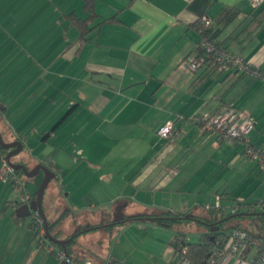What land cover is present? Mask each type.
<instances>
[{
	"label": "crops",
	"instance_id": "1",
	"mask_svg": "<svg viewBox=\"0 0 264 264\" xmlns=\"http://www.w3.org/2000/svg\"><path fill=\"white\" fill-rule=\"evenodd\" d=\"M93 9L81 42L69 17L88 16L84 0H0V134L22 143L12 162L55 174L42 198L50 234L73 236L66 253L90 264H172L176 233L197 243L206 232L198 218L229 219L224 232L237 227L264 241L263 216L247 208L264 196V172L241 141L217 140L196 120L232 105L253 118L249 140L264 147V80L191 86L195 75L181 66L196 54V23L206 15L221 43L264 72V3L252 11L249 0H96ZM254 15L259 24L246 32ZM168 120L175 131L160 139ZM41 173H19L31 201ZM20 190L0 181V243L10 235L26 244L25 263L61 264L31 219L16 214ZM168 211L181 220H153ZM255 254L220 264H250Z\"/></svg>",
	"mask_w": 264,
	"mask_h": 264
},
{
	"label": "built area",
	"instance_id": "2",
	"mask_svg": "<svg viewBox=\"0 0 264 264\" xmlns=\"http://www.w3.org/2000/svg\"><path fill=\"white\" fill-rule=\"evenodd\" d=\"M263 1L264 0H249V5L251 8H256ZM201 20L203 22L202 28L206 31L210 27L211 21L206 17H203ZM199 44L205 51V56L215 51L216 47H214V42L210 41L207 36H203ZM215 54L214 60H217L220 65L223 63H231L237 67L238 72H244L251 77L264 80V72H261L256 67H252L241 58L221 50L217 51ZM202 61V58L195 60L189 57L181 62V66L194 72L201 65ZM199 119L204 123L201 126L202 130L210 132L216 138L241 141L243 143L244 156L249 160L255 161L264 172V147L254 145L250 142L249 133L253 129L255 121L246 111L227 105L211 115L202 113ZM174 131L173 121L168 120L158 128L156 134L162 139H167L172 136ZM0 181L18 186L21 189L19 204H28L31 201L30 194L22 185L21 180L5 156H0ZM214 208H219V197H216ZM247 208L249 211L260 212L264 219V196L249 204ZM31 216L36 227L37 238L44 239L45 230L42 220L37 214ZM224 237L225 244L223 248H211L205 264H220L228 255L239 257V255L247 249H252L256 252L250 264H264V241L259 237L248 233L244 229H232L226 233ZM51 250H54L53 246H51ZM56 255L63 263L90 264L88 261L74 263L69 257L65 256L63 251H57ZM105 264L121 263L118 261H108ZM181 264H187V262L183 261Z\"/></svg>",
	"mask_w": 264,
	"mask_h": 264
},
{
	"label": "trees",
	"instance_id": "3",
	"mask_svg": "<svg viewBox=\"0 0 264 264\" xmlns=\"http://www.w3.org/2000/svg\"><path fill=\"white\" fill-rule=\"evenodd\" d=\"M95 1L96 0H84V9L88 12V16L85 19L69 17V18H71L72 23L76 26L77 30L79 31V40L81 42L85 41V37L87 36V34L90 31V28L88 26L89 21L97 18V15L93 9ZM263 3H264V1L259 6H257L256 8H252L251 10L252 11L257 10ZM203 17H206L211 21V25L206 31H204L202 28L203 22L201 19ZM253 17L254 18H253V21L250 23V26L246 27V29H245L246 32H251L259 24L260 19L256 20L255 15ZM111 20L112 19H108L106 21H111ZM196 25L198 27V31L200 34V41H201L203 36H207V38L210 41L214 42V47H216V48H215L214 52H211L210 54H208V56H205V51L200 47V44H199L200 41L197 44L196 54L192 55L191 58H193L195 60L202 58L203 61H202L201 65L196 69V71H194V72L190 71L191 73H193V75H195V78L193 79L191 86H194V84L196 85L199 82L201 83L202 81L206 82L205 80L213 78L212 80L216 81V84H219L221 87H225V86L230 85L233 81L237 80L238 78H241L243 76L248 75L244 72H238L237 67L231 63H223L222 65H220L217 60H214V57L216 56L215 53L219 50L227 52V53H231V54H233L239 58H241V57L239 56V54L236 51L230 50L228 47H226L223 43H221L217 39V36L214 32L212 20L208 16H206V15L199 16ZM222 66H224V67H222ZM225 106H227V105H225ZM223 107H221V108H223ZM0 109L2 110L1 106H0ZM219 110H217L213 113H216ZM213 113H206V114L211 115ZM200 115H202V113L197 115L196 120L202 126L204 123H203V121H201L199 119ZM169 138H167V139H169ZM160 139H162V138H160ZM216 139L217 140H223V139H219V138H216ZM164 140H166V139H164ZM6 151L7 150L0 147V156L6 157ZM15 173L19 174V173H21V170H15ZM214 205L211 206V208L215 209ZM218 209H220V205H219V208H217V210ZM33 214H31V215H33ZM31 215L29 217L31 219L29 222V227L31 229H33V231H35L34 233H35V236L37 237L36 227H35V224L33 222ZM152 218L154 221H156L157 223H159L161 225H168V224L177 223L178 220H181V214H178V213L175 214V213L168 211V212H163L162 214H159V215L154 216ZM138 219L139 218H135V217L132 218V220H138ZM220 220H224V218L218 219L215 222L220 221ZM196 221L199 224L204 225V226L206 224V222L203 219L198 218ZM228 222H229V219L220 222L218 224L219 229L217 231H210V229L207 226H205L206 232L201 236V238L199 239V241L197 243H189L184 238V235H181L180 233H176L170 241V245H171V249H172V253H173V263L172 264H181L183 261H186L187 264H205L206 260L209 256L211 248H213V247H215L217 249L223 248V246L225 244V239H224L225 237L224 236L226 235V233L229 232L227 230H225V232H224V229L229 228L227 225ZM234 228L235 229H241V228H237V227H234ZM82 230H85V229H82ZM89 230H91V229H89ZM80 232L81 231H77L74 234V236L78 235ZM41 241H47V239L46 238L39 239V242H41ZM48 243H49V241H48ZM49 245L51 246V243H49ZM52 246H54V245L52 244ZM54 247H58V246L55 245ZM57 249H58L57 251H63L60 249V247ZM57 251L51 250V252L54 253L55 255H56ZM71 261H73V260L71 259ZM61 264H69V263L61 262Z\"/></svg>",
	"mask_w": 264,
	"mask_h": 264
},
{
	"label": "water",
	"instance_id": "4",
	"mask_svg": "<svg viewBox=\"0 0 264 264\" xmlns=\"http://www.w3.org/2000/svg\"><path fill=\"white\" fill-rule=\"evenodd\" d=\"M0 147H2L5 150H9V152H7L6 154V159L9 161V164L14 170H21L25 177L31 178L35 176L40 170L43 172V179L36 190L34 199L30 201L28 204H21L16 209V214L19 217H30V215L33 213L37 214L42 220L43 227L45 230V238L47 239V241H49L53 245L61 247L64 253H66V245L73 240V236L65 240H60L55 238L53 235H51L47 226L45 215L42 210V198H43L44 190L46 189L50 181L54 179L55 174L49 169V167L45 165L39 164L36 165L33 169L27 170L22 163L12 162L11 158L22 151V143L19 141L7 143L3 140L0 134ZM222 221L223 220L217 221L215 223H209V224L206 223L205 226H207L210 229V231H217L219 229L218 224ZM113 222L119 223L120 221L115 217L113 219ZM66 255L68 256L67 253Z\"/></svg>",
	"mask_w": 264,
	"mask_h": 264
},
{
	"label": "rangeland",
	"instance_id": "5",
	"mask_svg": "<svg viewBox=\"0 0 264 264\" xmlns=\"http://www.w3.org/2000/svg\"><path fill=\"white\" fill-rule=\"evenodd\" d=\"M29 142H30V146H32L33 142L32 141H29ZM17 176L23 181V183H24V181L29 180L21 174H17ZM42 177H43V174H42ZM80 231L82 232L83 230L80 229ZM10 237H11L10 235L7 236L6 239L4 238L5 242L0 243V264H28V263H25L28 260L27 256L29 253L27 248L25 247L26 244H24V242L20 245H18L17 243L15 244V242H11ZM1 238H2V236L0 237V240L2 241L3 239H1ZM64 254H65V256H67L66 253H64ZM57 257L58 256H56L55 254L51 255L52 260L56 261V263H58V261H59L58 260L59 258H57ZM67 257H69V256H67ZM41 261L42 260H40V258H38L35 260V263L36 262L40 263ZM38 263H36V264H38Z\"/></svg>",
	"mask_w": 264,
	"mask_h": 264
},
{
	"label": "flooded vegetation",
	"instance_id": "6",
	"mask_svg": "<svg viewBox=\"0 0 264 264\" xmlns=\"http://www.w3.org/2000/svg\"><path fill=\"white\" fill-rule=\"evenodd\" d=\"M110 224L112 225V224H115V222H113V220L110 222Z\"/></svg>",
	"mask_w": 264,
	"mask_h": 264
}]
</instances>
